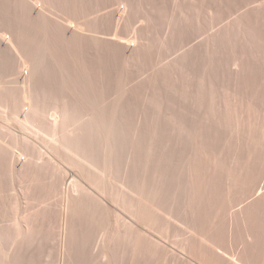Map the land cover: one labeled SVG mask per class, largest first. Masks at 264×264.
I'll list each match as a JSON object with an SVG mask.
<instances>
[{
    "label": "rangeland",
    "instance_id": "rangeland-1",
    "mask_svg": "<svg viewBox=\"0 0 264 264\" xmlns=\"http://www.w3.org/2000/svg\"><path fill=\"white\" fill-rule=\"evenodd\" d=\"M0 82V264H264V0H0Z\"/></svg>",
    "mask_w": 264,
    "mask_h": 264
},
{
    "label": "bare ground",
    "instance_id": "bare-ground-1",
    "mask_svg": "<svg viewBox=\"0 0 264 264\" xmlns=\"http://www.w3.org/2000/svg\"><path fill=\"white\" fill-rule=\"evenodd\" d=\"M45 9H47V8H45ZM43 11H45V10H43ZM46 12H47V10H46ZM47 13H48V12H47ZM11 34H12V33H11ZM5 35H6V34H5ZM12 35H13V34H12ZM10 37H11V36H10ZM8 38H9V37H8ZM12 38H13V37H12ZM9 40H10L9 43L11 44L12 48L18 50V49H19V46H18V48H17V47H16V46H17L16 43H14V42H17V41H15L14 38H13V39L10 38ZM9 40H8V41H9ZM16 40H17V39H16ZM17 43H18V42H17ZM19 45H20V44H19ZM20 49H21V46H20ZM20 49L18 50V52L20 51ZM16 50H15V51H16ZM19 53H23L22 50H21ZM23 54H24V53H23ZM23 56L26 57L25 54H24ZM23 56H22V57H23ZM24 57H23V59H25ZM26 58H27V57H26ZM20 59H21V58H20ZM29 59H30V58H29ZM25 60H26V59H25ZM25 60H24V61H25ZM28 62H29V61L27 60L25 63H28ZM25 63H24V64H25ZM25 65H26V64H25ZM28 65H29V66H30V65L32 66L33 64H32V62H31V64H28ZM28 65H26V66L28 67ZM32 68L35 69V68H34V65H33ZM29 70H30V69H28V71H29ZM32 71H33V70H32ZM32 71H31V72H32ZM35 71H36V70H35ZM37 73H38V72H36V74H37ZM34 74H35V72H34ZM38 74H39L38 77L35 79L36 81L38 80V78H39V80L41 79V77H40V72H39ZM30 76L32 77L33 75H30ZM41 76H42V75H41ZM31 77H30V79H31ZM32 79H33V78H32ZM28 80H29V79H28ZM28 80H27V81H28ZM39 80L37 81V83L39 82ZM41 80H42V79H41ZM36 81H33V86H34V84H37ZM34 82H35V83H34ZM0 83H1V82H0ZM29 83H30V82H29ZM1 84H2V83H1ZM39 85H40V87L42 86L41 84H39ZM3 86H4V85H0V87H1L2 89L4 88ZM24 86L27 87L26 82H25V85H24ZM36 86H38V84H37ZM36 86H35V87H36ZM46 86H47V85H46ZM31 87H32V83H31ZM35 87H33V89H34L35 91H37L38 89H36L37 87H36V88H35ZM1 88H0V89H1ZM29 88H30V87H29ZM29 88H28V89H29ZM38 88H39V87H38ZM41 88H42V87H41ZM41 88H40L39 90H41ZM49 88H51V87H49ZM52 88L55 89L54 87H52ZM52 88H51V90H52ZM4 89H5V88H4ZM28 89H27L26 92H28ZM30 89H32V88H30ZM33 89L30 90L29 92L32 91L31 94H32V93H35V94H34V95H35L34 98H35L36 96L39 95V93H40V95L43 94V93L45 92L44 89H47V87L43 89L44 91L41 90V91H39V92H38V91H37V92H33V91H34ZM23 90L25 91V89H23ZM24 91H23V92H24ZM47 91H48V89H47ZM56 91H57V90H56ZM1 92H2V90H1ZM23 92H22V93H23ZM48 92H49V91H48ZM48 92H47V93L45 92L44 95H42V96H44V97L46 98V101L44 100V99H45L44 97L41 98V99H42L41 101L43 102V100H44V102H45L46 104H47V102H48V105H49V100H50V99L47 98L46 96L49 94V97H51V96H50V95H52L51 93H52V92H55V90H52L51 93H50V92L48 93ZM36 93H38V94H36ZM57 93H60V94H61L62 92H57ZM0 94H1V93H0ZM31 94H26V95L24 94L25 96L23 95V96H24L23 98H24V99H27V98H29V96H31ZM54 94H55V93H54ZM2 95H4V94L2 93ZM2 95H1L0 97H2ZM40 95H39V96H40ZM45 95H46V96H45ZM58 95H59V94H57L56 96H54V98H55V97L57 98ZM5 96H6V93H5ZM5 96H4V98H3L4 100H6V99H5V98H6ZM39 96H38V97H39ZM42 96H41V97H42ZM64 96H65V94H64ZM32 97H33V95H32ZM38 97H37V98H38ZM52 97H53V96H52ZM62 97H63V96H62ZM66 97H68V95H67ZM23 98H22V100H24ZM37 98H35V99L37 100ZM56 98H55L54 100H56ZM58 98L61 100L60 96H58ZM3 99H2V100H3ZM31 99H32V98H31ZM35 99L33 100V102H35ZM47 99H48V101H47ZM51 99H52V98H51ZM59 99H58V100H59ZM64 99H65V97H64ZM22 100H21V101H22ZM39 100H40V97H39V99H38L37 101L40 102ZM65 100H66V99H65ZM65 100H63V101H61V102H62L63 104H64L66 101L68 102V98H67L66 101H65ZM69 100H70V98H69ZM27 101H29V99H28ZM27 101H26V102H25V101H22V103H23V102L26 103V104L24 103L26 106H27V103H28V106H29V112H28V113L26 112V115H25V116L22 115L23 119H24V120L26 119L27 122H31V121H33L32 124L34 125V123H35L34 120L40 117L38 123L40 124V126H41V124H42V127H44V128H42V130H43L42 132H44V133L47 132V131L45 132L44 129H45V130H48V131H52V132H54L55 129H56V123H57V122H58V123H60V122H61V123L64 122L65 124H66V123H67V124H68V123L70 124V123H71L70 120H72L73 117H74V119H75L74 121H77V120H78L77 117H78V114H79V113H75V114H74V112H73L74 110L72 111L73 113H72L71 111L67 110V109H68L67 105L69 104V103H67V102H66V106H65V104H64V105H63V104H62V105L59 104L60 106H64V108L66 107L65 109H64V108H60V107H58V108H59L58 110H55V109H54V110L57 111V112H55V111L53 110L55 113H51V112H49V110L52 111L51 109L47 110V108H49V106L52 105V104H51V103H52L51 100H50V104H51V105H49V106H47V107L45 106L46 108L44 107V105H46L45 103H44V105H43V103H42V104H39V103L37 104V103H35V104H37V105H40V106H37V105H35V104L33 105L32 102L30 103V101H29V102H27ZM52 101H53V100H52ZM56 101H57V100H56ZM56 101H55V102L53 101V105L56 104V103L58 102V101H57V102H56ZM64 101H65V102H64ZM71 101H72V100H71ZM69 102H70V101H69ZM22 103L20 102L19 104H20L21 106H23L24 104L22 105ZM29 103H30V105H29ZM70 104H75V103H74V102H70ZM20 105H18V106H20ZM32 105H33V106H32ZM42 105H43V106H42ZM59 105H58V106H59ZM18 106H17V107H18ZM21 106H20V108H21ZM28 106H27V107H28ZM41 106H42L43 108H45L46 110L43 109ZM55 106H57V105H55ZM68 106H69V105H68ZM75 106H76V110H77L78 107H77V105H75ZM75 106H74V107H75ZM31 107H33L34 109H32ZM39 107H40V108H39ZM71 107L74 109V107L71 105L70 108H69L70 110H72ZM30 108H31V110H30ZM50 108H51V107H50ZM18 109H19V107H18ZM18 109H17V113H19V112L21 113L20 109H19V111H18ZM40 109H41L42 111H41ZM52 109H53V106H52ZM80 109H81V108H80ZM89 109H91L90 111L93 110V111H92L93 113L96 112V111H94V108H93V109H92V108H89ZM76 110H75V112H76ZM78 110H79V109H78ZM81 110H82V109H81ZM22 111H23V110H22ZM27 111H28V110H27ZM68 111L70 112L71 117L73 116L72 114H74L75 116H76V114H77V117L75 118V116H73L72 118L70 117V119H69V118H68V117H69V112H68ZM86 111L89 112V113H91L92 116H89V115L87 116L86 114H89V113H86V114H85L84 112H86ZM86 111H85V110H83V112H82V111H79L80 113H81V112L83 113V114L81 113L82 115H80V114H79V115H80V116H84V117H88V118L90 117L91 119H95V117L93 118V116H95L96 114H98V112H97V113H95V115H94L92 112L88 111L87 109H86ZM17 113H16V114H17ZM71 113H72V114H71ZM84 114H85V115H84ZM99 114H100V113H99ZM101 114H103V113H101ZM17 115H19V114H17ZM17 115H16V116H17ZM19 116H20V115H19ZM50 116H53V117L50 118ZM80 116H79V117H80ZM98 116H99V115H98ZM48 117H49V118H48ZM84 117H80V120L82 121V123L85 121V122H84V125H82V126L80 125V126H81L83 129H84V128L86 129V125H85V124L88 122V120H87V119L85 120ZM99 117L101 118V120H103V119H104L105 121L107 120V119H105V117H103V115H102L103 119H102L101 116H99ZM99 117H97V118L100 120ZM117 117H118V116H117ZM41 118H42V119H41ZM52 118H54V119L52 120ZM83 118H84V119H83ZM90 118H89V119H90ZM97 118H96V120H97ZM115 118H116V117H115ZM115 118L112 117L113 120H114ZM119 118L122 120L121 117H119ZM20 119H21V118H20ZM76 119H77V120H76ZM91 119L89 120V123H87V126H89V127L87 128V130H88L89 132L93 130V127H94V128L96 127L95 125H93V123H94V122H97V121H93V120H91ZM120 119H119V120H120ZM40 120H42V121H40ZM80 120H79V121H80ZM101 120H100L99 123L97 122V123H98V124H97V127H98V125L100 124V126L98 127L99 129L97 128V131H96V130H93V132L96 131V132H94V134L96 135V133H97V136H96V137H97L98 139H96L95 136H94L95 138L90 139V138H91V133H92V132L89 133L87 130H85V129L82 130V128H80V127H79V128H80V131L85 132L84 135H85L86 138L83 136V133H80V132H78L79 134L74 135V134L77 133V131H76V133L73 134L75 137L70 136L71 139H70V138H67V139H66L67 141L69 140L68 142H69V143L71 142V144H72V141H70V140H72V139L74 138V139H73V145L76 144V146H77V150H79L78 152L81 153V154H82L81 156H83V157H84V155H85V156L87 157V159H88V157L90 158V156H91L92 154L94 155V149H95V148L93 149V147L91 146L92 144L90 145V143H91L90 141L96 139L97 142H96L95 140H94V141H95L96 143H98L99 146H100V142H101V145H102L103 143H106V144H105L106 146L109 145L110 142H111V141H110L109 144H107V143H108V142H107L108 140H105L106 142H105V141L102 142V140H100V139H102V135H101V131H100V130L103 129V128L101 127V124H102ZM68 121H70V122H68ZM81 121H80V123H81ZM86 121H87V122H86ZM92 121H93V123H92ZM108 121H110V118H109V120H107V122H108ZM27 122H26V121H25V122L23 121V122H21V123H22V124L25 123V124L28 126ZM72 122H73V120H72ZM77 122H78V121H77ZM122 122H123V121H122ZM122 122H121V123H122ZM74 123H75V122H73V124H74ZM82 123H81V124H82ZM112 123H115L116 126H115V125L113 126ZM118 123L120 124V122L118 121V119H117V121L115 120L114 122L111 120V123H110V122H109V123H105V124H106V125H105V129H106V131H107L108 129L111 130V127H112V126H113L112 129L114 130L116 127H119V126L121 127V125L123 124V123H122L121 125H119ZM25 124H24V125H25ZM32 124H31V125H32ZM39 124H38V125H39ZM69 124L66 125V126H69ZM71 124H72V123H71ZM88 124H89V125H88ZM95 124H96V123H95ZM109 124H112V125H109ZM26 125H25V126H26ZM33 125H32V127L34 128L35 126H33ZM38 125H37V126H38ZM123 125H124V124H123ZM83 126H84V127H83ZM107 126H108V127H107ZM109 126H110V128H109ZM106 127H107L108 129H107ZM114 127H115V128H114ZM120 127H119V128H120ZM36 128H38L39 130H41V127H40V128H39V127H36ZM79 128H78V130H79ZM89 128H90V130H89ZM101 128H102V129H101ZM38 129H37V130H38ZM91 129H92V130H91ZM98 130H99L100 132H99ZM113 130H112L111 132H110V131H107V132H106V135L109 136L108 139H109V138H110V139L115 138V137L112 136V135H116V134H117V136H120V135H121V134H120V131H122V132H121V133H122L121 137L124 139V137H123V136L125 135V133L123 132L124 129H122V130L119 129V130H118V129L116 128V130H118V131H117L118 133L116 132V130H114V132H113ZM86 131L89 133L90 138H88V135H86V134H87ZM102 131H103V130H102ZM136 131H137V130H136ZM56 132H57V129H56ZM56 132H54V133H55L56 136H58ZM98 132H99L100 134H98ZM109 132H110V133H109ZM112 132H113L114 134H111ZM108 133H109L110 135H109ZM51 134H52L51 132H50V134H49V132H47V135L50 136ZM94 134H93V135H94ZM119 134H120V135H119ZM123 134H124V135H123ZM93 135H92V136H93ZM98 135H101V136H100V139H99ZM56 136H55V137H56ZM111 136H112V138H111ZM129 136H130V135H128V137H129ZM52 137H53V138H52ZM55 137H54V135H53V136L51 135L50 138L52 139V142H53V141H57V140H59V142L62 141V140H60L58 137H57L58 139L56 138L57 140H55ZM103 137H104V138L106 137L104 133H103ZM125 137H126V135H125ZM116 138H117V137H116ZM88 139H90V140H88ZM105 139H106V138H105ZM110 139H109V140H110ZM129 139H130V138H129ZM99 140H100V142H98ZM117 140H119V139H117ZM121 140H122V139H121ZM112 141H113V139H112ZM126 141H127V139H126ZM126 141H123V140H122L121 142H118V144L120 143V144L118 145V146H119L118 148H115V147H117L116 145H114L116 142H112L113 145L115 146V147L113 148L115 152H117V150H115V149H121V150H118V151H119V152L121 151L122 153H121V154H120L119 152L117 153V155L120 154L121 157H123L122 155L124 154V152H125L124 155L128 154V152H127V150H126V149H128V148H127L126 146H125L126 149L122 147L123 144H124V145L127 144ZM129 141H130V140H129ZM63 142H64V141H63ZM63 142H61V143H63ZM68 142H67V143H68ZM93 143H94V142H93ZM112 143H111V144H112ZM121 143H122V146L120 147ZM130 143H132V142H130ZM130 143H129V144H130ZM56 144H59V145H61V146H62V145H63V146H67V145H68V144H66V143H63V144L56 143ZM64 144H65V145H64ZM111 144H110V145H111ZM113 145H111V148H112ZM94 146H95V145H94ZM99 146L96 145V148H98ZM106 146H102V147L105 149ZM131 146L133 147L134 145H131ZM131 146H130V147H131ZM107 147H110V146H107ZM107 147H106V149H105V153L107 152L106 150H109V148L107 149ZM128 147H129V146H128ZM130 147H129V148H130ZM103 148L101 149V147H100V149H98L100 153H101V151L103 150ZM111 148H110V149H111ZM122 149H124L125 151H122ZM100 150H101V151H100ZM111 150H112V149H111ZM131 150H132V151H130V152H132V153L135 151L133 148H131ZM133 150H134V151H133ZM95 151H96V149H95ZM96 152H98V151H96ZM109 152H110V151H108L107 154H108ZM126 152H127V153H126ZM105 153H104V154L102 153V154H103V157L105 156ZM111 153H112L113 155H111ZM102 154H100V155L95 154V155L98 156V157H100V156H102ZM107 154H106L105 158L107 157ZM133 154H134V153H133ZM108 155H109V154H108ZM114 155L116 156V153L114 154V152L111 151V152H110V156H111L112 158H111L110 156H108L106 159H104V158H102V159L104 160V162H106V164H110V162L113 160V156H114ZM129 155H131V153H130ZM129 155H127V156H129ZM134 155H135V154H134ZM134 155H133V156H134ZM115 156H114V157H115ZM133 156H132V158H133ZM109 157H110V158H109ZM117 157L119 158V156H117ZM117 157H116V158H117ZM116 158L114 159V163L112 162L114 165H115V163L117 162V161L115 162V160H117ZM124 158H126V161H127V157L124 156ZM132 158H131V160H132ZM87 159L85 158L86 161H88V162L91 161V163H92L93 160H94V161L98 160V159H95V158H93V159L90 158L91 160H89V159L87 160ZM102 159L99 158V161H100L101 164L103 163ZM107 159H108V160L111 159V160L108 162ZM124 160H125V159H124ZM99 161H98V163H97V161H96V162H94V163H92V164H93V165H94V164L96 165V163L99 164ZM101 161H102V162H101ZM118 161H119V159H118ZM122 161H123V160H122ZM126 161H123V162H126ZM119 162H120V161H119ZM129 163H131V162L129 161ZM129 163H128V164H129ZM104 164H105V163H104ZM106 164H105V166H106ZM113 164H110V165H108V166H114ZM123 164L125 165V163H123ZM126 164H127V162H126ZM116 165H117V163H116ZM121 165H122V164L120 163V166H121ZM124 165H123V166H124ZM117 166H118V165H117ZM130 166H131V165H130ZM23 222H24V221H23ZM23 224H24V223H23ZM67 224H68V223H67ZM23 226H24V225L20 226V228H21L20 231L23 230V229H25V228L28 229V228L30 227V225L27 226V224H25V228L22 229ZM30 228H31V227H30ZM30 228H29V230L31 231ZM24 231H25V230H24ZM26 231H27V230H26ZM27 232H28V231H27ZM41 232H42V231H41ZM11 233H12V232H11ZM24 233H25V232H24ZM30 233H31V232H30ZM30 233L28 232L27 234H28V237L30 236L29 238L32 239V237H31L32 234H30ZM35 233L38 234V232H36V230H35V232H34V236H35ZM74 233H75V231H74ZM7 234H8V233H7ZM7 234H6V235L4 234V236L6 237ZM25 234H26V233H25ZM37 234H36V235H37ZM43 234H44V233H42V235H43ZM72 234H73V233H72ZM72 234H71V235H72ZM42 235H40V236L42 237ZM99 235H100V234H99ZM65 236H66V235H65ZM41 237H40V238H41ZM98 237H100V236H98ZM35 238H38V237H36V236L33 237V239H35ZM75 238H76V237H74L73 239H75ZM63 241H65V239H64ZM97 241H98V240H97ZM73 242H74V240H73ZM76 242H77V240H76ZM64 243H65V242H64ZM78 243H79V242H78ZM78 243H76V245H78ZM97 243H98V242H97ZM71 246H72V245H71ZM65 247H66V246H65ZM67 247H69V249H70V248H71V247H70V244H67ZM67 247H66V250L68 249ZM102 248H103V247H102ZM99 249H101V248L99 247ZM67 251H68V250H67ZM99 251H100V252H101V251L103 252V251H104V248H103L102 250H99ZM102 252L100 253V256H102L103 254H105V253H104L105 251H104L103 253H102ZM98 254H99V253H98ZM67 255H68V254H67ZM100 256H98V257H100ZM103 256H104V255H103ZM105 257H106V256H105ZM102 258H104V257H102ZM103 261H104V260H103ZM62 264H63V263H62ZM64 264H65V262H64Z\"/></svg>",
    "mask_w": 264,
    "mask_h": 264
}]
</instances>
